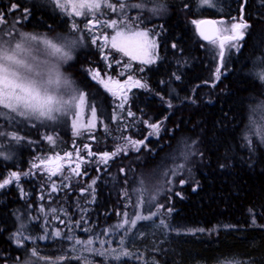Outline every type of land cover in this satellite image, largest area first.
Segmentation results:
<instances>
[{
	"label": "trees",
	"instance_id": "1",
	"mask_svg": "<svg viewBox=\"0 0 264 264\" xmlns=\"http://www.w3.org/2000/svg\"><path fill=\"white\" fill-rule=\"evenodd\" d=\"M141 1L145 5L163 3L169 14L157 36L156 62L142 68L131 63L133 74L146 82L145 89L131 95L133 129L123 130L120 116L114 111L116 106L88 79L86 101L96 107L105 127L95 129V139L87 144L91 151L110 153L126 136L143 141L139 161L135 156L127 158L128 162L134 160L133 166L139 164L141 173L154 172L165 152L182 139L191 145V156L195 158L173 177L168 188L167 192H174L163 203L171 211L155 220L142 221L144 234L132 244L128 240L127 248L144 253L147 264H224L233 258L240 264H264V150L255 144L249 146L244 138L250 106L264 97V83L255 75L264 69V4H258L264 0H213L214 7L199 6L198 0ZM30 6L27 28L21 24L20 28L47 32L52 27L68 32L66 19L59 20L36 4ZM241 12L248 17L245 22L250 27L240 46L226 49L221 66L217 45L203 43L192 21H230ZM18 20H22L21 15ZM80 54L70 66L77 72L70 79L78 77L82 83L86 62L98 65L100 60L95 59H100L101 54L91 41L88 50ZM59 122L60 129H56L57 121L26 120L19 132L16 124L7 130L22 139H11L6 146L11 157L0 159V182L12 172L19 173L20 179L0 188V264H11L20 256L25 258L34 248L39 256H63L68 257L64 262L80 264L65 254L71 243L54 238L58 222L67 221L71 227L85 228L84 235L93 232L94 236L102 227H111L121 220L120 203L130 184L124 183L122 173L115 176L114 166L105 168L101 160L91 158L93 162L87 163L85 169L89 176L84 180L69 174V179H65L32 172V165L44 157L72 151L70 145L74 141L69 138L65 119ZM151 124L160 125L158 135L150 134ZM48 135L55 138V144L45 139ZM3 141L4 137H0V143ZM85 151L81 149L80 155H85ZM116 157L119 155L113 158ZM29 170L30 179L26 180L24 173ZM131 170L128 175H133ZM182 179L186 181L183 185L179 183ZM66 181L71 182L69 189ZM53 184L56 191L52 190ZM48 205L54 209L62 207L56 227L52 219L49 222L45 217L43 207ZM161 220L168 227L161 225ZM21 224L26 229L23 236L29 237L23 248L11 240Z\"/></svg>",
	"mask_w": 264,
	"mask_h": 264
},
{
	"label": "rangeland",
	"instance_id": "2",
	"mask_svg": "<svg viewBox=\"0 0 264 264\" xmlns=\"http://www.w3.org/2000/svg\"><path fill=\"white\" fill-rule=\"evenodd\" d=\"M13 1L17 5L18 3L21 4L19 5L20 7H23L24 4L27 2L28 3H31V2L38 3L37 0H13ZM42 1L45 2V4L47 5L48 7L47 10L57 15L59 17V20H64V19L67 20V23H69L68 32L62 33L61 30H59V28H52V27L50 28L49 31L43 32V33L33 32L31 30L24 32L23 28L19 27V30L16 31L13 35H11L10 40H7L6 38H4V36H3L4 39L0 37V44H3V42L6 40L10 44L14 45V43L20 39V36L18 35V33H21V32L29 33L32 35H37L40 37H46L49 39L66 38L68 40H76L77 44L74 47L65 48V51L69 52V55L72 57V59L67 60L65 62H61V65H60L61 72L70 81L71 88L74 90L72 94H78L79 92L82 91L86 93V96H87L88 90L86 89V84H88V79H89L92 83L102 88L103 92H105L106 95H108L116 103L117 107H119L123 98L126 96V101H124L123 108L119 107L120 110H122L123 112L122 113L119 112L120 110L116 111V115L120 116L119 124L120 126L123 127L124 131H129V129L132 130L135 121L131 118L132 115H129V110L131 109V101H130L131 98L129 99L130 92L128 89L131 88V91L137 88L141 90L145 89L146 82L144 81L143 77L133 74L135 69L133 68L131 63H138L142 68L144 66L152 65L156 62L157 51H158L157 36L161 30V27H163L166 21V18L168 17V14H169V12L165 10L164 4L158 2V4L145 5L147 3L141 0H121V2H124L126 5H128V7L125 9V12L123 14L119 12H113L107 9H102L100 13L96 14L97 17L99 18L100 23L95 26H89L91 27V31H89L88 27H86V24L89 20L95 19L96 17H93L92 15H89V16L69 15L67 11H64L61 8L57 7L54 0H42ZM110 2L113 4H116L117 0H110ZM137 4H143L144 7L143 8L133 7V5H137ZM258 4H264V1L259 2ZM21 10L22 8H18L17 10H15L13 16L14 17L20 16ZM241 17H243L244 22L247 21L248 17L243 12H241V14H239L234 20L225 21L221 19H216L218 26H219V31H220L219 40H217V43H216L218 49H219L220 39L223 38L224 36H228L232 34L231 32L223 31V29L225 27H230L231 23L240 22ZM190 18L192 20V16ZM113 19L118 21V26L116 28H108V27L103 26L105 21H110ZM144 20L145 21L149 20V21L144 22ZM74 24L77 26L76 29L73 28ZM125 24L128 27H130L133 31H146L148 33V37L146 39L150 42V44L154 42V46L149 47V50H148L149 56L147 57L142 56L141 58H138V59H132L130 56H126L122 52H119L116 49L111 47V36L115 35L116 31L126 30L124 28ZM195 25L196 24L193 23L194 30H196ZM247 29H243L242 31H244L245 33ZM104 35H107L109 37V40L107 43L103 39ZM93 37H99V39L97 40V43L94 44V48L96 51H98L101 54L100 59H95V60H100V63H98V65L95 66L91 62H86L87 64L89 63V65L86 64L83 67V71L81 73L82 80H83V81L81 80L82 83L78 82L79 80L78 77L75 79H70L75 73H77L73 69L70 70V66L71 65L73 66L75 62L77 61V59L82 55L80 53L86 52V50H88V46H90V41L92 42ZM57 42H59V40H57ZM241 43H242L241 40L226 41L225 51L227 48L235 49L237 47V44L238 46H240ZM4 46L7 47L8 45L5 44ZM39 47L43 48L44 46L40 44ZM96 57L97 56H94V58ZM124 58H126L128 63H126V60ZM148 58L152 60L151 63L141 62L142 59H148ZM218 63L220 65L221 61H219ZM94 71H98L100 73V78L107 80L108 77H111L113 81H119L120 84L123 85V87L117 88L116 86L110 84V86L113 88V91L116 93L115 95H113L112 92L107 91L103 85L99 84L97 80H94L92 78V73ZM261 73H264V69L261 70V72L256 71L255 75L259 76ZM129 77H131V79H129ZM135 81H139L141 85H144V87L134 86ZM65 98H68V97L66 96ZM261 101H264V97L263 99L259 101L256 100L250 106L251 109L248 114V123H247V126L245 127L246 130H245L244 138L247 135L248 138L247 139L245 138V140L249 146H252L255 144L264 150V140H262L259 136H256L252 132L249 131V129L253 127L250 124V118L252 120H255L257 123H264V121H261V113L258 111L253 112V109L256 108V105L259 104ZM90 105L91 104L86 103L85 106L88 107ZM86 107L82 114L83 123L85 124L87 123L88 119L91 116L90 110ZM63 119H65V122H66L67 130L69 132V138L70 139L72 138L71 140L74 141L70 145L71 148H73L72 151L70 152L73 153V157H72L73 162L71 163V167H75V162H79V161H76V157H75L76 147L79 146L80 150L81 149L84 150L83 146L87 144V142L92 141L90 137L95 136L94 134L95 129L97 128L104 129L105 125H104V121L102 120V118L99 119V116L97 115V120L95 122L96 127L93 128L89 132H85L83 135L76 136L74 135L72 126H71V121L73 119V115L71 112L67 116L60 117L57 120L56 129L58 128L60 129L61 126H59V123H60L59 121H62ZM24 121H26V119L22 117H17L15 121H9L8 119L4 117H0V131L3 130L7 132L8 128L13 129L14 124H16L17 126L16 128H18L17 132H19L21 129V125L23 124ZM6 123H9V124L6 125ZM139 129L137 130L138 132H139ZM126 138H128L131 141H137L136 139H133L132 137L131 138L126 137ZM10 140H11L10 137L7 139L4 138V141L0 143V153H3V155L0 156V159H9L11 157L10 154L8 153L9 151L5 149L6 146L9 145ZM185 141H186L185 139H182L181 142H179V144H176L174 146L172 145V147L169 148L165 152V157L161 161L159 167L155 168L154 172L151 171L148 173H141L140 168L137 169V166L139 164H137V166H133L132 162L134 160H131L129 162L127 161V158L130 156L131 157L135 156L136 160L139 161V159L137 158L140 157V155L142 154L140 152H141L143 143L133 146L126 139L121 141L122 143H120L119 145L123 146L125 151L119 153L118 154L119 157H116L115 159L111 158L108 160L107 163L101 164V166L105 168H112L114 166L115 176L122 173L124 176V180H123L125 181L124 183L128 185L130 184L129 186H127L126 190L124 191V194L126 192L127 196L125 195L124 198L122 199V202L120 203V206H121L120 208L122 211L121 220L119 219L120 221L119 222L117 221L116 224L111 227L110 226L107 228L102 227L98 232H96L94 236L92 235L93 232H90L92 236L84 235V233L86 232L84 230L85 228L83 229L82 227L78 228L76 225H74V227H71V224H69V222L67 221L63 222L61 220L59 221L57 218H59L58 216L60 215V211L62 207L61 206L56 207L55 212H53L52 210L54 208H51L49 206V205H52V203H49L47 207H43L45 208V217L47 221H49V219H52V222L55 223V227L57 225L56 221L58 220L59 221L58 227L55 228V232L56 231L61 232V235L59 237L53 235L54 238H60V240H63L66 243H71L69 247L72 249L73 241L75 239H79L83 241L89 238L95 239L97 236H99V239L104 240L107 243L101 246L97 242L96 244H94L95 248L102 247L103 249H109V250L116 249L117 252L123 249L130 253L129 256L121 257V259L119 260L112 259L110 256H100V255H94L90 253H83V255L88 256L89 259L93 261V264H122L123 261H127V264H133V263L134 264L135 263L147 264L146 255L144 253L140 252L139 250L131 251L129 250V248H127L128 240H130L132 244L137 236H142L144 234L145 230L142 228V225L140 224L142 221H138L136 227L134 228L130 224L125 225L124 228H116V225L120 224L123 221L124 217L122 214L124 212H128L132 214L137 211V209L133 207V205L137 202L138 195L142 191L144 192V196H143L144 204L139 209L142 215H149L152 212H158L156 216L152 217V220H155L157 218H160L161 215H164L165 212L168 211V209H165L163 202L167 201L169 194L174 192L171 189H169V192H167L168 188L171 186V184H173V181H174L173 177L174 176L176 177L178 174L182 173L189 166L190 160L195 158V156H191L192 155V150L190 148L191 145H189ZM112 151H114V149ZM56 153H59L61 156H63V154H61L60 152H54L44 157L43 159L49 156H53ZM185 156H187V158H185ZM5 157H8V158H5ZM110 161H112V163L108 165ZM39 163L40 162L38 161L35 162V164H39ZM56 163H57L56 161H53L49 165L41 166L40 168L32 167V172L39 173L40 175L50 176V174L45 169L54 167ZM58 163L63 165L62 170L57 173L59 177H64L68 174L69 176H72L75 178L78 177L77 175L72 173L71 168L69 167L70 162L67 159L61 160ZM184 164H185V167H182V168L179 167L180 165H184ZM86 168H87V165L85 164V165H81L79 169V171L82 173L81 175H79V177H81L82 180H84L85 178L89 176L88 174H86V170H85ZM129 168L132 169L131 171H133V175H128ZM97 169L99 168L97 167ZM122 169L123 171H121ZM173 171H176L177 174L172 175ZM29 172L30 170L27 173ZM25 178L26 180L30 179L29 175H26ZM169 181H171V183H169ZM70 183H71L70 181L68 182L66 181L67 189L70 188ZM150 197H154V199H150ZM39 205L41 206V204ZM159 205H163V207L159 208L158 207ZM152 225L153 223L150 224V228H149L151 231L153 229ZM47 227L54 228L53 225L51 224H47ZM60 227H62V229ZM23 232H26L25 228L23 229ZM128 236L129 238H126ZM69 237H71V239H69ZM12 239L14 243L17 244L16 237L12 236ZM121 240L124 241L123 245H121L120 243ZM25 241L26 240H24V242ZM23 247L24 246H22L21 248ZM77 247H80V246H77ZM71 249L65 252V254L67 253L68 255H70V258H71L70 261H76L77 259H75L74 257L77 255H80V253H73ZM31 252L32 250H30L29 252H27V254H25L26 256L25 258H22L20 256V260L13 261L11 264H26V262H28V264H51L52 261L57 259V258L49 257L47 261L40 260L38 257H33L31 255ZM78 262L83 264L82 260H78ZM68 263L69 262H64L63 260L58 261V264H68Z\"/></svg>",
	"mask_w": 264,
	"mask_h": 264
},
{
	"label": "snow or ice",
	"instance_id": "3",
	"mask_svg": "<svg viewBox=\"0 0 264 264\" xmlns=\"http://www.w3.org/2000/svg\"><path fill=\"white\" fill-rule=\"evenodd\" d=\"M57 7L61 8L64 11H67L69 15L75 16H89L92 15L96 17L95 19L89 20L86 24L89 31L91 27L100 23L97 13H100L102 9L111 10L113 12H119L123 14L125 9L128 7L121 0H117L116 4L110 2V0H54ZM199 6L214 7L213 0H198ZM20 6L13 3L11 5V10L15 11ZM136 8H143V4L133 5ZM187 7V5L185 6ZM70 10V11H69ZM25 19H27L28 9H24ZM235 18H233L234 20ZM6 23L4 15L0 14V24ZM19 23V21H17ZM123 23V22H121ZM193 23L198 26L201 24H209L215 26L216 21H194ZM223 23V22H221ZM104 27L116 28L118 26V21L113 19L110 21L104 22ZM246 22L243 21L241 17L240 22L231 23L230 27H225L223 31L231 32V35L224 36L220 39L219 42V59L221 61V66H223V61L225 58V42L226 41H237L244 39L243 29L249 28ZM73 28L76 29L77 26L74 24ZM126 30L116 31L115 35L111 36V47L116 49L119 52H122L126 56H130L132 59H138L149 56V47L154 46V42H150L146 39L148 33L146 31H133L126 24L124 25ZM218 30L213 27L212 33L208 34L205 30L200 29V35L204 40L209 41L211 44H216L217 39L214 38L215 33ZM11 35V32L8 33ZM20 39L14 43L10 44L8 41H4L3 44H0V117H4L9 121H15L17 117H22L28 121H48L54 122L57 121L60 117L67 116L70 112L73 115L71 121V126L74 135L80 136L85 132L91 131L96 127L97 120V110L94 105L90 106L91 116L88 119L87 123H83V112L85 110L86 93L79 92L78 94H72L74 90L71 88L70 81L64 76L61 72V62L72 59L68 51H65V48L74 47L77 44L76 40H68L66 38H55L49 39L46 37H40L37 35H32L29 33H18ZM99 37H93L92 43L96 44ZM104 41L107 43L109 37L104 35ZM59 40V42H57ZM7 44L8 46H4ZM42 44L44 47L40 48L39 45ZM175 47V45H173ZM139 53V55H138ZM106 58V57H105ZM142 63H151L152 60L142 59ZM216 79L220 78V68L216 70ZM92 78L97 80V82L104 86V88L112 92L113 95L116 93L113 91V88L110 86L114 85L117 88H122L123 85L119 81H113L111 77H108L107 80L100 78V73L94 71L92 73ZM259 80L264 83V73L259 75ZM131 79V77H129ZM179 79V77H177ZM134 86L144 87L139 81L134 82ZM68 98H65V97ZM124 101H126V96L123 98L119 107L123 108ZM261 113V121H264V101H261L256 105V108L253 109V112ZM129 115H132L129 112ZM147 123V122H145ZM250 124L253 126L249 129L254 135L259 136L264 140V123H257L255 120L250 118ZM149 127L152 129L151 135H158L160 130L159 124H151ZM0 137L11 138L15 141H20L22 137L16 132H5L0 131ZM247 139V135L245 136ZM45 139L50 144H55V138L52 135H48ZM90 139H95L94 136H91ZM133 146L137 144H142L143 141H131L128 138H125ZM84 150L88 156L99 155L100 160L103 163H107L109 159L115 157L121 152H124L125 149L123 146L117 145L114 151L111 153L103 152L100 154L94 153L91 151V147L88 144L83 146ZM138 150V149H137ZM3 153H0L2 156ZM73 157L72 152H66L61 156L59 153H56L53 156H49L45 159H41L39 164H33L32 167L40 168L41 166L49 165L53 161L57 163L54 167L46 168L45 170L50 174V176L57 175L58 172L62 170L63 165L58 163L61 160L67 159L69 167L73 174L79 176L82 173L79 171L81 163L85 161V157L80 155V149H75V167H71ZM8 158V157H5ZM187 158V156H185ZM179 167H183L180 165ZM123 171V169L121 170ZM177 172L173 171L172 175H176ZM28 175V173H24ZM20 174L17 172H12L7 178H4L0 182V188H4L7 185L11 184L14 180L19 181ZM65 179L69 177L65 176ZM95 183V181H93ZM171 183V181H169ZM179 183L183 185L186 183L185 180H180ZM53 191H56V186L53 184ZM195 190V189H193ZM127 196V193L125 192ZM180 195V193H176ZM144 192H140L138 195L137 202L133 205L137 209L136 212L130 214L124 212L122 215L124 217L123 221L116 225V228H124L125 225L130 224L133 228L136 227L138 221L150 220L153 216H156L158 212H152L149 215H142L139 209L143 206ZM154 199V197H150ZM131 203V201H130ZM159 208H162L163 205H159ZM55 212V209L52 210ZM171 211V209H168ZM119 215V213H118ZM161 225L168 227L165 221H160ZM24 225L21 224V228L18 229L15 234L16 242L18 246H22L24 240L29 239V237L23 236ZM200 231H203L201 229ZM54 236L59 237L61 235L60 231L53 233ZM44 238V237H41ZM71 239V237H69ZM99 243L101 246L107 243L104 240L99 239L97 236L95 239L89 238L87 240L75 239L73 241V247L71 251L73 253H80V255L75 256L77 260H82L83 264H93V261L89 259L88 256L83 255V253H90L100 256H110L112 259L119 260L121 257H127L130 253L126 250L121 249L117 252L116 249H103L95 248L94 244ZM123 245L124 241H120ZM80 246V247H77ZM31 255L33 257H38L40 260L47 261L48 257L39 256V253L34 248L32 249ZM68 257H58L56 260L52 261L51 264H58L59 260L67 259ZM28 264V262H26ZM224 264H240V261L229 260L225 261Z\"/></svg>",
	"mask_w": 264,
	"mask_h": 264
},
{
	"label": "flooded vegetation",
	"instance_id": "4",
	"mask_svg": "<svg viewBox=\"0 0 264 264\" xmlns=\"http://www.w3.org/2000/svg\"><path fill=\"white\" fill-rule=\"evenodd\" d=\"M41 1V0H39ZM9 2V3H8ZM14 3L13 0H0V14L4 15L5 18L7 19H10L11 17H13V14H14V11L11 10V5ZM39 7H42L44 9L47 8L45 2H39L38 4ZM19 8H22L21 10V18L22 20H18L19 21V24L21 23V25L25 28H27V25L29 23V20H30V13H31V6L30 5H26V6H23V7H19ZM24 9H28V13H27V19H25V12H24ZM12 23L16 24L17 21H12ZM9 24H11L9 21H6V23H4L6 30L8 32H13V30L9 29L8 26ZM0 29L2 28V24H0ZM13 25V24H11Z\"/></svg>",
	"mask_w": 264,
	"mask_h": 264
},
{
	"label": "water",
	"instance_id": "5",
	"mask_svg": "<svg viewBox=\"0 0 264 264\" xmlns=\"http://www.w3.org/2000/svg\"><path fill=\"white\" fill-rule=\"evenodd\" d=\"M204 21H213V20H211V19H207V20H204ZM213 27H215V29L218 30L217 24H215V26H213V25H209V24H201V25H199V26L197 25V32H198V34H199V36H200V38H201L202 41H204V42H206V43H209V41L204 40V39L201 37V35H200V29L205 30L208 34L211 35V34H213V33H212V29H213ZM217 37H218V31L215 33L214 38L217 39Z\"/></svg>",
	"mask_w": 264,
	"mask_h": 264
},
{
	"label": "bare ground",
	"instance_id": "6",
	"mask_svg": "<svg viewBox=\"0 0 264 264\" xmlns=\"http://www.w3.org/2000/svg\"><path fill=\"white\" fill-rule=\"evenodd\" d=\"M8 3H9V2H8ZM212 15H213V14H212ZM161 23H162V22H161ZM157 27H158V26H157ZM123 62H124V61H123ZM117 65H118V64H117ZM240 70H241V69H240ZM202 84H203V83H202ZM207 85H208V84H207ZM250 89H251V88H250ZM184 91H185V90H184ZM191 92H192V91H191ZM226 95H227V94H226ZM188 96H189V95H188ZM221 99H222V98H221ZM185 101H186V100H185ZM185 101H184V102H185ZM243 103H244V102H243ZM234 118H235V117H234ZM238 120H239V119H238ZM251 137H252V136H251ZM71 139H72V138H71ZM61 142H62V141H61ZM79 143H80V142H79ZM197 148H198V147H197ZM49 151H50V150H49ZM196 151H197V150H196ZM85 152H86V151H85ZM190 161H191V160H190ZM193 162H195V161H193ZM195 164H196V163H195ZM194 168H195V167H194ZM243 169H244V168H243ZM235 174H236V173H235ZM184 176H185V175H184ZM174 189H175V188H174ZM171 190H173V189H171ZM0 194H1V193H0ZM262 222H263V221H262ZM201 225H202V224H201ZM194 236H195V235H194ZM171 247H172V246H171ZM162 250H163V249H162ZM163 252H164V251H163ZM157 256H158V255H157ZM172 257H173V256H172ZM157 260H158V259H157ZM167 260H168V259H167ZM167 260H166V262H168Z\"/></svg>",
	"mask_w": 264,
	"mask_h": 264
}]
</instances>
